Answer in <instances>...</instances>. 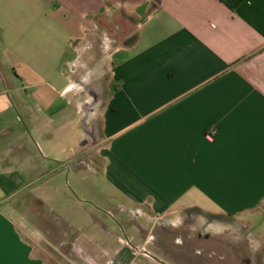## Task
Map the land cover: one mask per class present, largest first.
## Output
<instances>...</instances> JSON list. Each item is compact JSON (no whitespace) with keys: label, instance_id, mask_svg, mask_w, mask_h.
Listing matches in <instances>:
<instances>
[{"label":"crops","instance_id":"crops-1","mask_svg":"<svg viewBox=\"0 0 264 264\" xmlns=\"http://www.w3.org/2000/svg\"><path fill=\"white\" fill-rule=\"evenodd\" d=\"M227 1L0 0V264H264V0Z\"/></svg>","mask_w":264,"mask_h":264},{"label":"rangeland","instance_id":"rangeland-1","mask_svg":"<svg viewBox=\"0 0 264 264\" xmlns=\"http://www.w3.org/2000/svg\"><path fill=\"white\" fill-rule=\"evenodd\" d=\"M104 81L102 80H98V82L96 81V79L94 78H83L80 80V83L83 84L84 86V93H82L81 95V102L82 103H88L85 104V110L87 112L86 114V123L89 125L88 128L93 129L94 131V138H98L99 136V124H100V114H101V110L103 107V103L105 101L106 95L103 93L104 92ZM101 166V164L99 165V167ZM98 182H103L105 183V181L98 175H90V174H86V175H82L81 179L79 181H81L80 183H82V185H87L90 182H94L96 181ZM72 186L69 187L68 189L70 190L71 194L73 197L76 196V194H78V190L75 187V177L74 174H72L71 179H70ZM10 190V189H9ZM12 192V191H9ZM10 194V193H9ZM29 196V191H20L18 193H16L14 196H12L11 198H9L6 201V205L9 208H13L14 210H16V212L22 215H24L27 219L29 224L32 222V208L30 204H27L28 201V197ZM114 220V219H113ZM209 226V227H208ZM223 224L222 222L218 224L214 223H210V222H202L201 223V228H202V233L203 232H207L208 229L216 232L219 231L220 229H222ZM253 230V229H252ZM252 255V259H253V264H263V256H260L258 254H256L255 252Z\"/></svg>","mask_w":264,"mask_h":264},{"label":"trees","instance_id":"trees-1","mask_svg":"<svg viewBox=\"0 0 264 264\" xmlns=\"http://www.w3.org/2000/svg\"><path fill=\"white\" fill-rule=\"evenodd\" d=\"M241 1H243V0H228L226 2V5L231 11H234L237 8V6L240 4Z\"/></svg>","mask_w":264,"mask_h":264}]
</instances>
